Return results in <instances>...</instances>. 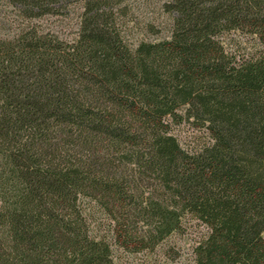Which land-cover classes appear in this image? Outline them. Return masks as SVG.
<instances>
[{"label":"trees","instance_id":"obj_1","mask_svg":"<svg viewBox=\"0 0 264 264\" xmlns=\"http://www.w3.org/2000/svg\"><path fill=\"white\" fill-rule=\"evenodd\" d=\"M126 1L1 8L0 264H117L190 221L192 264H264V0H160L168 35L134 44ZM70 6L71 40L36 23Z\"/></svg>","mask_w":264,"mask_h":264},{"label":"rangeland","instance_id":"obj_2","mask_svg":"<svg viewBox=\"0 0 264 264\" xmlns=\"http://www.w3.org/2000/svg\"><path fill=\"white\" fill-rule=\"evenodd\" d=\"M5 1L0 0V36H5L10 26L15 27V24L11 22L12 19L8 22L1 19L4 14L2 9H4ZM162 4L163 2L160 0H129L124 3L120 13L121 29L129 44L168 35L172 16L164 11ZM78 13L77 6H70L68 9H63L59 15L45 16L36 23L63 40H71L75 37L77 30ZM150 27L153 28V32H157V35L151 34ZM237 38L242 40V37L233 39L237 41ZM246 39L243 38V40ZM173 133L180 145L188 151H193L208 141V137L203 131L197 130L189 124L174 127ZM104 228L105 226L102 225V233H105ZM204 231V227L200 223L190 221L186 223L184 234L173 235L166 242L150 251L135 253L116 245L114 247L115 261L117 264H192V247Z\"/></svg>","mask_w":264,"mask_h":264}]
</instances>
